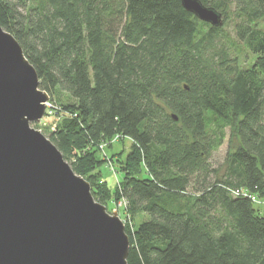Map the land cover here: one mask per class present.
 <instances>
[{"label": "trees", "instance_id": "16d2710c", "mask_svg": "<svg viewBox=\"0 0 264 264\" xmlns=\"http://www.w3.org/2000/svg\"><path fill=\"white\" fill-rule=\"evenodd\" d=\"M199 1L221 26L180 0H0L58 119L49 140L79 176L117 172L88 184L124 205L127 264H264V0ZM116 137L124 159L103 150Z\"/></svg>", "mask_w": 264, "mask_h": 264}, {"label": "water", "instance_id": "95a60500", "mask_svg": "<svg viewBox=\"0 0 264 264\" xmlns=\"http://www.w3.org/2000/svg\"><path fill=\"white\" fill-rule=\"evenodd\" d=\"M180 2L201 22L223 24L201 1ZM49 100L20 43L0 27V264H127L117 211L97 203L90 184L30 128Z\"/></svg>", "mask_w": 264, "mask_h": 264}, {"label": "rangeland", "instance_id": "374dc122", "mask_svg": "<svg viewBox=\"0 0 264 264\" xmlns=\"http://www.w3.org/2000/svg\"><path fill=\"white\" fill-rule=\"evenodd\" d=\"M259 26L261 28H264V18L259 23ZM232 27H233V22L229 19L227 21L226 25L224 26L223 31H225L228 34H231ZM240 50H241V55H242V56L239 57V64H240V66L241 67L242 66L247 67L250 64H252L254 57L252 58V56L247 53V51L244 49L243 46H240ZM57 120L58 119H54L53 117L44 115L43 120H41L40 123H38V124L33 123V124L30 125V128L33 129V130L35 129L37 131H40L44 137H46V138L49 139V136H50V133H51V129H53V127H54L55 123L57 122ZM224 134L226 136H225V138L223 140L222 146L218 150L213 151V153L211 154V156H212L211 162H212V165H214V166L220 164L224 160V157H225V155H226V153L228 151V145H227V143H228V139H229V136H230V133H229V129L228 128L225 129ZM118 139H120V138H118ZM121 141H123V142H121ZM121 141L120 140H118V141L115 140V141L112 142V144L110 145V148L109 149H107V147H104L103 150L108 155H111L113 153H121L120 156L122 157V159H124L125 155L127 153H129L131 151V149H132V142L130 140H128V139H124V140H121ZM69 162L68 163L66 162V163L68 165H70ZM113 168L114 167L112 166V164H109L108 165V170H109L108 172H109V174L107 172H104L103 171L104 172V175H105L104 177H102L101 175H99L98 177H94V178H89V176H87V177L86 176L85 177H82L81 175L80 176L87 183L90 182L91 184H94L95 187H96V189H97L96 181L98 180V184H102L101 181L103 180V178H104V180H106L107 183H109V185L114 184L115 173H117V172H115V171L113 172L112 171ZM117 177H119V176L117 175ZM98 191L99 190H96L95 195L100 198L101 195H99ZM188 191L189 192H192L191 189H189ZM112 200H113V197L104 196L103 197V201H99V204L102 205V206H106L108 212L117 211V214H118V216H120V219L122 220V222L124 224V227L125 228L126 227H129L130 228V226H131V228L133 230L134 227L132 226V222H130L128 220V218H126L124 216V212H123V207L124 206L122 205V201H119V202L118 201L117 202L115 201L113 203V202H111ZM257 205L259 207L261 206V208H262L263 207V200L258 201L257 202Z\"/></svg>", "mask_w": 264, "mask_h": 264}, {"label": "built area", "instance_id": "2783aa9c", "mask_svg": "<svg viewBox=\"0 0 264 264\" xmlns=\"http://www.w3.org/2000/svg\"><path fill=\"white\" fill-rule=\"evenodd\" d=\"M45 108H46V111H45V115H46V112L47 111H49V110H52L53 108L51 107V105H50V103L48 102V103H46V105H45ZM49 114H50V111H49ZM115 140H117V137H116V139ZM114 140V141H115ZM122 205H123V203H122ZM124 206V205H123Z\"/></svg>", "mask_w": 264, "mask_h": 264}]
</instances>
